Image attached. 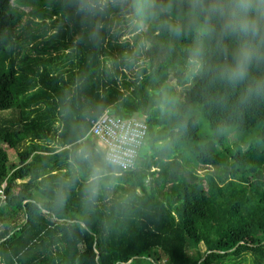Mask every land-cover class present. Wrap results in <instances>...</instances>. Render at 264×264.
Instances as JSON below:
<instances>
[{
    "label": "trees",
    "instance_id": "obj_1",
    "mask_svg": "<svg viewBox=\"0 0 264 264\" xmlns=\"http://www.w3.org/2000/svg\"><path fill=\"white\" fill-rule=\"evenodd\" d=\"M14 1L0 0V52L8 42L13 52L11 71L0 73V112H20L0 127V142L21 161L12 165L0 148L1 264H264V101L241 104L243 84L214 80L207 68L218 58L192 65L194 33L177 37L147 22L143 31L115 8L93 40L76 0H22L39 3L60 33L58 42L29 40L45 54L24 55L35 68L21 70V88L25 33L16 32L25 20ZM196 112L213 132L208 144ZM107 113L146 121L145 154L133 172L108 169L89 196L90 167L75 154L97 145L89 132ZM228 135L236 147L221 151ZM206 165L224 166V177H200Z\"/></svg>",
    "mask_w": 264,
    "mask_h": 264
},
{
    "label": "clouds",
    "instance_id": "obj_2",
    "mask_svg": "<svg viewBox=\"0 0 264 264\" xmlns=\"http://www.w3.org/2000/svg\"><path fill=\"white\" fill-rule=\"evenodd\" d=\"M75 7L91 24L93 40L104 27L100 18L115 8L130 25L152 23L177 37L194 33L199 44L191 52L192 65L203 69L205 55L216 57L207 68L214 80L243 84L241 104L264 101V0H76ZM100 132V144L83 145L75 154L90 167L89 196L108 169L131 165L145 135L130 118L101 125Z\"/></svg>",
    "mask_w": 264,
    "mask_h": 264
},
{
    "label": "rangeland",
    "instance_id": "obj_3",
    "mask_svg": "<svg viewBox=\"0 0 264 264\" xmlns=\"http://www.w3.org/2000/svg\"><path fill=\"white\" fill-rule=\"evenodd\" d=\"M34 1L35 0H33V1L31 0V3H34ZM38 5H39V3L35 7L32 4H26V2L24 3L22 0L21 1L15 0L11 5L13 13L22 15L24 17V20H25L23 22L22 26L20 27L19 32L18 31L16 32L17 34L25 33L24 39H23V41L25 43H23V41H22V45H24L23 46L24 51H22L23 54H21V58L16 61V67H15L17 69V71L20 74H22V76H24V79L22 80V83L20 85L21 88L24 85H26V83H27V80L25 77L26 75L21 70L26 69V68H29V69L35 68V62L30 61V60L26 61L24 55H28L30 58L34 59L38 56H43L45 54L43 48L40 49L39 51L33 50V48L36 47V43H39L40 40L36 41V43L31 42L30 44H28L29 40H31V38L33 39V37L35 40L37 36L45 34V38H44L45 41H49L55 35H56L55 41L56 42L59 41V38L57 37V35L60 33L59 32L60 28L58 26L53 25V21H51L49 18H46L45 20H43L44 18L40 17L39 14L43 13V12H41V10H39ZM52 11H53L52 8H45L44 12L46 15H51ZM148 24L142 23L141 28L143 31L147 30ZM45 28H48V31L46 33L41 32V34H38V32H35L36 30H41V29L43 30ZM23 31H26V32H23ZM130 37H132V36L127 35L126 38H130ZM14 39H16V38H14ZM5 41H8V37L5 38ZM6 45H8V46H6L5 52H0V73H9L11 71V68H12L10 65V62H11L10 59H11L12 54H13L12 47L9 44V42ZM57 68H58V65H57ZM27 76H28V74H27ZM30 76H31V74H30ZM177 84H178L177 80L174 79V77H172V81L170 83L171 89L176 91L178 93V96H179L181 92H180V87ZM18 90H19V88H18ZM12 92L16 96V101L18 102V105H21V107H23L25 104V101L27 100L26 99L27 97L24 95H21V94L18 97L16 88L12 89ZM44 105H45V102H44ZM43 108H44V106H43ZM19 112L20 111L17 109L0 112V127H5V126L9 127V126H11L12 122L18 123L17 120L19 119ZM194 117L199 120L200 134H201V137H202L204 143L208 144V143L212 142L213 141V138H212L213 132L209 128V125H208L206 118L201 113H197V112L194 114ZM236 137H237L236 135H231V136L228 135L227 136L228 140L224 143V145H222L221 151L227 150L229 148L235 149ZM26 147L27 146L24 145L23 147L20 148V150L23 151V150L27 149ZM0 148H3L4 150L9 152L12 165H14V164L16 165V164L20 163L21 159L18 156L17 150L11 149L8 145L1 143V142H0ZM140 154L144 155L145 150L144 149L141 150ZM198 169H199L200 177L203 178L204 176H212V177H216L217 178L216 180H218V181L222 177H224V174H225L224 166L206 165V166H202ZM201 250L203 253H205L207 250L206 246L202 245Z\"/></svg>",
    "mask_w": 264,
    "mask_h": 264
},
{
    "label": "built area",
    "instance_id": "obj_4",
    "mask_svg": "<svg viewBox=\"0 0 264 264\" xmlns=\"http://www.w3.org/2000/svg\"><path fill=\"white\" fill-rule=\"evenodd\" d=\"M120 118L114 117L110 114H105L103 117H101L99 120H96L92 123V127L90 129L89 135L95 139L97 141V144H100L103 137L101 136V125H106L109 123H114L116 120H118ZM133 120H135L143 129L145 135H144V142L142 144V146L137 150L134 159L131 163V165L127 168H121L120 171L123 173H129V172H133L134 169L136 168L137 165V161L140 155V151L142 150V148L145 146L146 144V140L148 138V133H149V129L148 126L146 124V121L141 120V119H137V118H133ZM4 190H5V186L2 187V189L0 190V201H1V206L6 205V199L4 196Z\"/></svg>",
    "mask_w": 264,
    "mask_h": 264
},
{
    "label": "water",
    "instance_id": "obj_5",
    "mask_svg": "<svg viewBox=\"0 0 264 264\" xmlns=\"http://www.w3.org/2000/svg\"><path fill=\"white\" fill-rule=\"evenodd\" d=\"M44 212L47 213L46 211H44ZM82 226H83L84 228H86L84 224H82ZM99 257H100V255H99V253H97V258H99ZM133 260H134V259H132L131 262H130L129 264H131V263L133 262Z\"/></svg>",
    "mask_w": 264,
    "mask_h": 264
},
{
    "label": "crops",
    "instance_id": "obj_6",
    "mask_svg": "<svg viewBox=\"0 0 264 264\" xmlns=\"http://www.w3.org/2000/svg\"><path fill=\"white\" fill-rule=\"evenodd\" d=\"M95 142H96V144H97V141L95 140V139H93ZM5 186V185H4ZM3 186V187H4ZM0 206H1V201H0ZM3 206H5V205H3ZM2 207V206H1ZM0 264H1V257H0Z\"/></svg>",
    "mask_w": 264,
    "mask_h": 264
}]
</instances>
